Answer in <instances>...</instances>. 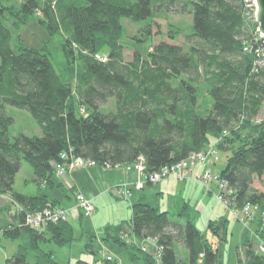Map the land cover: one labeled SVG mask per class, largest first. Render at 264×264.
<instances>
[{
  "label": "trees",
  "instance_id": "16d2710c",
  "mask_svg": "<svg viewBox=\"0 0 264 264\" xmlns=\"http://www.w3.org/2000/svg\"><path fill=\"white\" fill-rule=\"evenodd\" d=\"M56 4L24 0L20 7L0 5V195L11 194L12 206L16 205L14 211L11 205H0V241L7 237L20 242L5 264H62L44 244L74 241L70 218L40 228L27 220L28 214L48 204L60 205L61 200L42 192L41 186L61 185L55 164L62 162L63 152L106 167L129 165L143 156L147 171L153 172L206 150L215 139V147L232 152L218 173L233 190L228 199L238 208L258 204L263 212L264 191L252 186L256 178L264 180V121L254 122L264 105V37L248 15L245 0H84L81 4L58 0ZM163 8L177 13L191 8L189 50L161 40L146 56L137 50L128 61L122 19L152 18ZM39 9L51 33L62 30L67 35L62 46L72 64V78L74 63H82V72L76 74L78 97L72 78L59 72L49 49L23 44L6 22L8 12L17 18L13 25L18 27ZM98 55L108 59L104 62ZM203 77L209 83L210 107L201 104ZM111 98L116 99V110L105 113L101 106ZM8 105L29 110L42 134L22 133L13 140L14 117L7 113ZM237 141L238 147H230ZM23 158L41 182L33 195L13 188ZM132 205V217L109 226L105 241L126 245L125 234L155 240L162 247L156 252L161 264L225 263L226 216L209 220L217 237L212 239L193 220L189 204L176 218L145 198ZM8 214L11 221H5ZM253 221L256 237L264 241L261 213ZM178 243L187 247V261L178 256ZM92 246L87 243V250L97 253ZM255 246L251 240L244 242L246 257L241 264H264V254ZM133 248L140 252L135 258L157 264L137 243ZM76 264L116 261L104 257L92 262L79 259Z\"/></svg>",
  "mask_w": 264,
  "mask_h": 264
},
{
  "label": "rangeland",
  "instance_id": "374dc122",
  "mask_svg": "<svg viewBox=\"0 0 264 264\" xmlns=\"http://www.w3.org/2000/svg\"><path fill=\"white\" fill-rule=\"evenodd\" d=\"M23 1L24 0H0V5L20 7V3ZM52 1L54 5L57 6L56 1L58 0ZM75 1L80 4L84 2V0ZM6 16H8L6 18V22L10 27H13L16 39L20 37L23 44L36 47L38 49L47 47L59 72L64 73L66 78H72V67L70 70V66H72V64L68 62L62 46L67 35H65L62 30L51 33L47 25L41 21L44 15L40 9L37 13L30 15L26 22L18 27L13 25V21L15 22L17 20L16 17L11 16L8 12L6 13ZM192 18L193 15L191 13V8L186 12L178 13L173 12L171 8H163L158 11L154 17H147L144 20L136 22L131 21L127 17L123 18L122 22L124 25V33L122 36V43L126 45L124 53L126 54L125 58L128 61L133 60L135 56L134 53L137 50L146 56L147 52L152 50L153 46L161 40L170 41L179 45L181 44L185 50H189L190 44L187 40V35L193 31ZM149 23L151 24L150 30L152 33L148 30L150 27L148 26ZM74 66L76 73L72 78L73 80H70L73 89H75L79 83L76 78V74H80L83 70L82 63L79 60L74 63ZM199 83L201 88L200 94H202L201 104L205 107H210L212 99L206 91L209 83H207L204 77L201 78ZM75 91L74 96L78 97V92L76 89ZM115 103L116 99L111 98L107 104L101 106L102 111L107 113L109 111L116 110ZM261 112L262 113L258 115L254 122L259 123L264 121V108ZM7 113L14 117V122L10 130V135L13 140L17 135L22 133L32 136L33 134H42L39 124L36 122L33 114L29 112V110L8 105ZM246 133L247 132L245 131L243 135ZM215 142L216 140L213 139V145H217V142ZM238 144L239 141L230 147H238ZM231 153V150L225 151L223 149H219L220 158L215 163L208 162L203 168L204 173L212 171L214 174L218 175V173H220L223 167L227 164L229 158L228 156H230ZM21 167L22 168L15 176L16 180L13 184V188L24 194L33 195L37 193L40 189L39 185L41 182L39 183L35 179L33 167L24 158L22 160ZM97 168L101 169L102 166L99 165ZM173 178H169L161 182H154V184H147L141 192L148 195L150 201L154 204H159L161 206V210L168 209L174 218H176L177 215V211H175L176 201L180 196L183 197L186 201L190 202V213L195 223H197L198 227H200V229L212 239H217V237H215L209 229V220L211 218L215 219L220 216H226L229 221V234L227 240L225 241L224 264H241L240 261L244 260L246 257L243 244L247 240L255 242V248H258L257 252L264 254V252L259 251V246L262 242H260V239H258L255 234L257 223L252 221L251 223H248V225H245L243 222L238 221L233 212L226 207L224 201L218 200V196L222 191L219 181H198L194 179L193 175H191L187 178L188 185H186V189L182 191L184 182L176 179L174 181ZM164 184H167V188L165 187V189H163L164 194L161 196L158 192L161 189L160 187L164 186ZM43 185L41 186L42 192H47L51 198L59 199L61 201L67 200L66 187L58 185L54 187H44ZM252 187L261 192L264 191V180L256 178ZM137 191L140 190L135 189L133 192L134 195L129 199H125L123 197L118 198L116 195H112V193L105 194L102 201L97 204V209L93 202V205L95 206L94 210H92L89 214L85 213L80 219L73 217V211L69 208V218L71 219L75 229L74 241L66 245H57L54 242H48V244H44V248L46 250H53L55 252L56 260L62 264H76L79 259H84L90 262L96 261V259L102 261L106 254L112 255L116 264H145L143 260L135 258V253L140 254L138 250L133 248V245H136L137 243L140 247H142L143 251L150 252L152 256L156 258L157 264H161L156 253L158 248L152 244H148L146 240H140L135 236L125 234L124 237L127 241L126 245H121L114 241H107L106 245L102 247L100 243L101 238L106 236V230L109 226H115L120 224L123 220L130 219L132 217V204L137 199ZM11 198V194L9 193L1 194L0 205H11L10 207L14 211L16 205L12 206L13 204ZM76 207L78 210L83 211L80 207H78L77 201ZM5 219V221H11L9 214ZM179 220L183 223L182 219ZM92 242L95 247L99 249V251L97 250V253H91L87 250L86 244ZM19 244L20 242L18 239L12 240L7 237H2L0 241V264H5L6 259L14 254ZM176 246L178 256L183 258L184 261H187L189 257L187 247L183 243H178Z\"/></svg>",
  "mask_w": 264,
  "mask_h": 264
},
{
  "label": "built area",
  "instance_id": "2783aa9c",
  "mask_svg": "<svg viewBox=\"0 0 264 264\" xmlns=\"http://www.w3.org/2000/svg\"><path fill=\"white\" fill-rule=\"evenodd\" d=\"M245 4L247 5L249 11L248 15L251 16L253 20L257 22V5L256 0H245ZM252 11V14H251ZM258 23V22H257ZM260 32V30H259ZM260 35L264 37V35L260 32ZM100 60L106 61L107 55H98ZM80 110L85 113V107H81ZM62 162H57L56 165V176L61 178L66 177L72 171L77 168H88L90 166H97V163L91 159H84L81 156L69 155L65 152L61 155ZM219 149L214 145L209 146L206 150L195 152L190 154L185 160L174 162L171 165H165L160 170H156L153 172L147 171L146 161L142 156L136 162L131 163L129 165H124L125 169L129 172H136V179L130 183H121L115 189V194L120 198L128 199L133 194V189L142 190L147 184H154V182L164 181L170 177H176L179 180H186V178L194 175L195 180L199 181H219V185L221 188V192L218 196V200H223L226 207L231 210L236 217V219L240 222H243L245 225L251 223L258 214L261 213L262 220L264 221V210L260 209L258 204L247 203L243 207L238 208L233 205L227 196L233 192L232 189L228 188L227 183L219 178V175L214 174L212 171H207L204 173L203 167L207 165L208 162H216L219 159ZM76 201L78 203V207H80L85 213H90L94 210V205L92 198H89L85 195L81 190L75 193ZM70 210L69 208H65L62 205H51L48 204L45 208L39 209L34 213H30L27 216V220L30 226L34 228H40L48 225L49 222L57 223L58 221L69 220ZM1 234V232H0ZM256 234V232H255ZM148 244H152L159 249L162 247L158 246L155 240L149 239ZM259 246V251L264 252V241ZM202 255V254H201ZM108 260L115 261L112 255L106 254L105 256ZM203 255L201 256L202 259Z\"/></svg>",
  "mask_w": 264,
  "mask_h": 264
},
{
  "label": "crops",
  "instance_id": "0c3cea01",
  "mask_svg": "<svg viewBox=\"0 0 264 264\" xmlns=\"http://www.w3.org/2000/svg\"><path fill=\"white\" fill-rule=\"evenodd\" d=\"M264 108V105L262 106L261 110ZM262 113V112H261ZM215 163V162H214ZM102 166V165H101ZM97 166H90L88 168H77L76 170L72 171L69 175H67L64 178H61L59 176L57 181L61 183V185L58 186H63L66 187V197L67 200L61 201L60 205L66 207V208H71L73 211V217L80 219V213L82 211L78 210L76 207V196H74L75 192H78V190H81L85 193L86 196L89 198L91 197L93 199L94 205L96 206L97 209V204L102 201V198L105 196V194H115V189L121 185V183H130L136 179V172H129L125 169L124 166H118V167H106L102 166V168L98 169ZM204 168V167H203ZM202 168V169H203ZM204 171V169H203ZM194 176V175H193ZM173 178V177H170ZM169 179V178H168ZM181 181L177 179L176 177L173 178L175 181ZM195 179V178H194ZM166 180V179H165ZM199 181V180H198ZM161 182V181H160ZM181 182L183 183L182 191L186 189V185H188V180H182ZM167 188V184H164V186H161L160 193L161 196H163L164 192L163 189ZM145 188V187H144ZM144 188L140 191H137V199H146L149 201L151 204L158 205L160 208L161 206L159 204H154L152 201H150L149 196L146 195L144 192H141L144 190ZM134 190L132 191V194L134 195ZM138 190V189H136ZM132 195V196H133ZM118 198L119 196L116 195ZM69 199V202H68ZM129 199V198H128ZM185 204H189L190 202L186 201L183 197H179L178 200L176 201V209L175 211H179ZM133 207V205H132ZM168 210V209H166ZM165 210V211H166ZM169 211V210H168ZM170 212V211H169ZM132 236V235H131ZM100 243L103 246L106 245L107 241L104 240V238H101ZM93 247L97 250H99L97 247H95L94 243L92 242Z\"/></svg>",
  "mask_w": 264,
  "mask_h": 264
},
{
  "label": "water",
  "instance_id": "95a60500",
  "mask_svg": "<svg viewBox=\"0 0 264 264\" xmlns=\"http://www.w3.org/2000/svg\"><path fill=\"white\" fill-rule=\"evenodd\" d=\"M257 5V22L260 32L264 35V0H256Z\"/></svg>",
  "mask_w": 264,
  "mask_h": 264
}]
</instances>
